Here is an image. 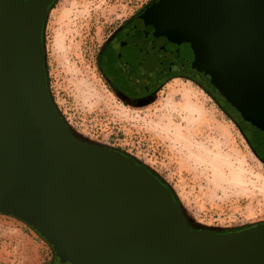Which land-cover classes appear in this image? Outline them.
I'll list each match as a JSON object with an SVG mask.
<instances>
[{
    "label": "water",
    "instance_id": "1",
    "mask_svg": "<svg viewBox=\"0 0 264 264\" xmlns=\"http://www.w3.org/2000/svg\"><path fill=\"white\" fill-rule=\"evenodd\" d=\"M53 1L0 0V211L62 264H264V224L195 232L147 167L72 135L44 67ZM130 37L264 131V0H158Z\"/></svg>",
    "mask_w": 264,
    "mask_h": 264
},
{
    "label": "rangeland",
    "instance_id": "2",
    "mask_svg": "<svg viewBox=\"0 0 264 264\" xmlns=\"http://www.w3.org/2000/svg\"><path fill=\"white\" fill-rule=\"evenodd\" d=\"M157 1L54 0L43 30L49 97L79 142L132 157L158 176L193 231L264 224V161L245 119L190 77L131 100L104 75L103 48ZM51 252L26 222L0 211V264H44Z\"/></svg>",
    "mask_w": 264,
    "mask_h": 264
},
{
    "label": "flooded vegetation",
    "instance_id": "3",
    "mask_svg": "<svg viewBox=\"0 0 264 264\" xmlns=\"http://www.w3.org/2000/svg\"><path fill=\"white\" fill-rule=\"evenodd\" d=\"M141 14L116 33L101 52L104 75L120 94L131 100L149 96L162 84L177 77L170 74L168 69L159 67L155 55H144L136 50L130 30ZM238 116L246 119L239 114ZM255 127L258 130L254 133H251V126L246 128L251 134L253 146L264 157V131L259 126ZM50 248L52 252L46 254L44 264H62L57 252L51 246Z\"/></svg>",
    "mask_w": 264,
    "mask_h": 264
},
{
    "label": "trees",
    "instance_id": "4",
    "mask_svg": "<svg viewBox=\"0 0 264 264\" xmlns=\"http://www.w3.org/2000/svg\"><path fill=\"white\" fill-rule=\"evenodd\" d=\"M54 2V1H53ZM53 4V3H52ZM52 6V5H51ZM50 6V7H51ZM50 9V8H49ZM243 119H245V118H243ZM246 120V119H245ZM247 121V120H246ZM248 124H249V126H251V133L253 132L254 133V131H257L258 130V128L257 127H255V126H253L252 124H250L249 122H248ZM242 129L244 130V133H247V129H245V127H243L242 126ZM258 133V132H257ZM248 138H249V142H250V144H251V146H252V148H253V150H254V152L257 154V156L262 160V161H264V157H262L261 155H260V153L256 150V148L253 146V144H252V142H251V134L248 136ZM165 184V183H164ZM174 198H175V201H176V197L174 196Z\"/></svg>",
    "mask_w": 264,
    "mask_h": 264
}]
</instances>
